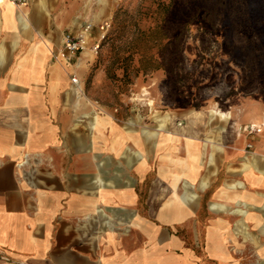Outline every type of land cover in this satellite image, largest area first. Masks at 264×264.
Returning <instances> with one entry per match:
<instances>
[{
	"label": "crops",
	"instance_id": "obj_1",
	"mask_svg": "<svg viewBox=\"0 0 264 264\" xmlns=\"http://www.w3.org/2000/svg\"><path fill=\"white\" fill-rule=\"evenodd\" d=\"M77 15L0 0V264H264V134L99 101Z\"/></svg>",
	"mask_w": 264,
	"mask_h": 264
},
{
	"label": "rangeland",
	"instance_id": "obj_2",
	"mask_svg": "<svg viewBox=\"0 0 264 264\" xmlns=\"http://www.w3.org/2000/svg\"><path fill=\"white\" fill-rule=\"evenodd\" d=\"M74 1L94 34L111 21L97 53L87 50L105 73L99 101L146 122L193 116L264 134V0Z\"/></svg>",
	"mask_w": 264,
	"mask_h": 264
},
{
	"label": "built area",
	"instance_id": "obj_3",
	"mask_svg": "<svg viewBox=\"0 0 264 264\" xmlns=\"http://www.w3.org/2000/svg\"><path fill=\"white\" fill-rule=\"evenodd\" d=\"M10 1L14 4L24 3V0ZM110 24L111 21L108 18H104L98 23L96 34H93L94 24L90 21H85L81 28L76 32L66 31L62 36L61 48L57 52V55L60 58L70 59L72 56L79 54L84 50H90L93 53H97L101 41L107 36ZM71 79L73 82L76 81L75 77H72ZM253 125H251V128L254 127Z\"/></svg>",
	"mask_w": 264,
	"mask_h": 264
},
{
	"label": "bare ground",
	"instance_id": "obj_4",
	"mask_svg": "<svg viewBox=\"0 0 264 264\" xmlns=\"http://www.w3.org/2000/svg\"><path fill=\"white\" fill-rule=\"evenodd\" d=\"M210 113L220 114V115L223 116V117L229 116L228 113H225V112L219 111V110H217V109H213V108L210 109ZM165 118H168V116L165 117ZM157 119H163V117L161 116V117H159V118H157Z\"/></svg>",
	"mask_w": 264,
	"mask_h": 264
}]
</instances>
